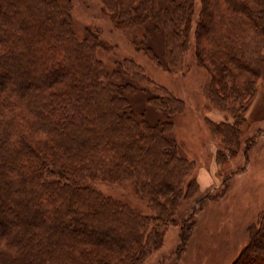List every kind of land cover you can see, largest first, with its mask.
Listing matches in <instances>:
<instances>
[{"label": "trees", "instance_id": "1", "mask_svg": "<svg viewBox=\"0 0 264 264\" xmlns=\"http://www.w3.org/2000/svg\"><path fill=\"white\" fill-rule=\"evenodd\" d=\"M72 1L0 0V264H143L191 170L173 137L183 101L162 88L149 94L131 60L109 71L99 36L78 37ZM102 2L116 28L146 37L163 28L167 65L182 61L195 0ZM196 36L212 98L225 112L239 100L248 107L264 76V0H202ZM131 89L166 119L138 117ZM98 182H131L150 214ZM263 226L264 212L235 264H264Z\"/></svg>", "mask_w": 264, "mask_h": 264}, {"label": "rangeland", "instance_id": "2", "mask_svg": "<svg viewBox=\"0 0 264 264\" xmlns=\"http://www.w3.org/2000/svg\"><path fill=\"white\" fill-rule=\"evenodd\" d=\"M72 2L78 37L86 38L88 31L99 36L98 57L109 71L131 60L143 69L141 85L149 94L162 88L183 101L174 118L173 137L191 170L162 245L150 251L143 264H235L251 244L264 212V76L255 81L246 108L240 109L243 101L239 100L234 113L225 112L212 98V72L200 66L196 50L202 0H195L189 46L173 69L167 65L163 28L151 30L146 37L142 27L116 28L102 0ZM127 92L138 117L150 122L166 119L165 113L142 98L144 93ZM94 186L105 196L150 214L131 182Z\"/></svg>", "mask_w": 264, "mask_h": 264}]
</instances>
